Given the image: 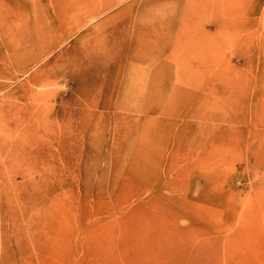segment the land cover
Returning <instances> with one entry per match:
<instances>
[{"label": "rangeland", "instance_id": "374dc122", "mask_svg": "<svg viewBox=\"0 0 264 264\" xmlns=\"http://www.w3.org/2000/svg\"><path fill=\"white\" fill-rule=\"evenodd\" d=\"M0 264H264V0H0Z\"/></svg>", "mask_w": 264, "mask_h": 264}]
</instances>
